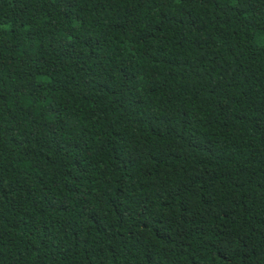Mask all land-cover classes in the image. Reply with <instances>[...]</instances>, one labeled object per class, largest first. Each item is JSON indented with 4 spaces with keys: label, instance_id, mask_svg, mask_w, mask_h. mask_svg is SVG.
<instances>
[{
    "label": "trees",
    "instance_id": "1",
    "mask_svg": "<svg viewBox=\"0 0 264 264\" xmlns=\"http://www.w3.org/2000/svg\"><path fill=\"white\" fill-rule=\"evenodd\" d=\"M0 264H264V0H0Z\"/></svg>",
    "mask_w": 264,
    "mask_h": 264
}]
</instances>
